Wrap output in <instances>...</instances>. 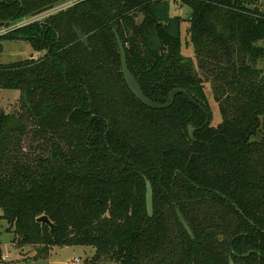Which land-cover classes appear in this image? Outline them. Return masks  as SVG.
Returning <instances> with one entry per match:
<instances>
[{
    "label": "trees",
    "instance_id": "obj_1",
    "mask_svg": "<svg viewBox=\"0 0 264 264\" xmlns=\"http://www.w3.org/2000/svg\"><path fill=\"white\" fill-rule=\"evenodd\" d=\"M65 1L0 0V29L32 18L0 36V53L7 39L41 53L0 63V91L21 92L14 111H0L5 231L20 248L91 246L87 264H264V3L181 0L191 10L184 19L173 0H82L53 11ZM116 34L148 98L164 104L185 89L210 124L184 94L167 109L141 102ZM43 215L53 233L37 222Z\"/></svg>",
    "mask_w": 264,
    "mask_h": 264
},
{
    "label": "rangeland",
    "instance_id": "obj_2",
    "mask_svg": "<svg viewBox=\"0 0 264 264\" xmlns=\"http://www.w3.org/2000/svg\"><path fill=\"white\" fill-rule=\"evenodd\" d=\"M64 8L62 5L53 11ZM171 13L180 15L182 18H187L191 12L190 8L184 6L181 0H173L171 2ZM44 13L38 19L47 16ZM31 20L24 21L25 24ZM182 42L183 53L186 56L193 55L191 45H187V23L182 22ZM4 49L0 53V63H12L25 60L32 56L38 58L41 53H37L30 43L19 39L3 40ZM264 46V41L261 43ZM258 67L264 72V59L259 61ZM207 97L212 109V124L217 125L222 121V116L217 102H215L211 89L207 85L205 87ZM19 90L3 89L0 91V111L12 112L18 106V98L20 97ZM0 209V216L2 215ZM7 222L0 219V244L3 250V255H8L9 258L2 264H87L94 254V248L91 246H47V245H30L23 248L19 247V239L13 233L5 231Z\"/></svg>",
    "mask_w": 264,
    "mask_h": 264
},
{
    "label": "water",
    "instance_id": "obj_3",
    "mask_svg": "<svg viewBox=\"0 0 264 264\" xmlns=\"http://www.w3.org/2000/svg\"><path fill=\"white\" fill-rule=\"evenodd\" d=\"M69 1V0H67ZM65 1V2H67ZM63 2V3H65ZM61 3V4H63ZM60 4V5H61ZM75 32L77 34V36L79 37V39L85 44L88 45V39L86 36H84L82 34V32L75 27ZM117 36V41L119 44V48H120V52H121V59H122V69H123V73H124V78L129 86V88L131 89V91L133 92V94L141 101L143 102L145 105H147L148 107H151L153 109H167L169 107H171L173 105V103L175 102V99L177 97V95L179 94H184L186 96L189 97V100L196 106L198 107L201 111H203L204 113H206L208 115L207 110L197 101H195L190 95L189 93L185 90V89H174L169 96V101L167 103L164 104H160L157 102H154L153 100H151L150 98H148L142 87L140 86L139 82L136 80V78L134 77V75L132 74V72L129 70L128 67V62H127V55H126V50L125 47L119 37L118 34H116ZM211 122V118L210 115L207 116V120L205 125L210 124ZM196 131V128L191 127L189 129V135L191 137V139H194V133ZM146 201H147V209H148V213L150 216H153V212H154V204H153V189H152V185L150 184V182L147 183V194H146ZM179 217L181 222L183 223V225L185 226V228L187 229L188 233L191 235V237H193V233L190 229V227L188 226L187 222L185 221V219L183 218V216L181 215V213H179ZM38 223H41L43 226H49L50 227V232L53 233L55 225L54 223L49 219L48 216L43 215L40 216L37 219ZM231 264H235L233 261H231Z\"/></svg>",
    "mask_w": 264,
    "mask_h": 264
},
{
    "label": "built area",
    "instance_id": "obj_4",
    "mask_svg": "<svg viewBox=\"0 0 264 264\" xmlns=\"http://www.w3.org/2000/svg\"><path fill=\"white\" fill-rule=\"evenodd\" d=\"M80 1H82V0H69V1H67V2H65V3H63V4H61V5L64 7V8H62V9H65V8H67V7H69V6H72V5H74V4H76V3L80 2ZM260 1H262V2L264 3V0H260ZM61 5H59V6H61ZM59 6L56 7V8H59ZM56 8H55V9H56ZM62 9H58V10H62ZM31 19H32V18H31ZM31 19H27V20H31ZM27 20H23L22 22L16 24V25L13 26V27H2V28L0 29V36H1V35H4V34H7V33H9L11 30H13L14 28H17V27L23 25V24L25 23L24 21H27ZM8 258H9V256H8V255H5V258H4V259L7 260Z\"/></svg>",
    "mask_w": 264,
    "mask_h": 264
}]
</instances>
